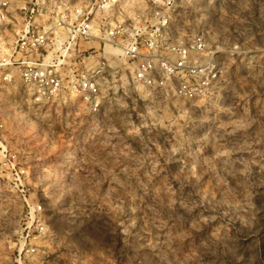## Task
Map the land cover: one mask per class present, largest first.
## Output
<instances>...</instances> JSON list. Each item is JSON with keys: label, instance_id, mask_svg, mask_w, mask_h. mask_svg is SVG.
Instances as JSON below:
<instances>
[{"label": "rangeland", "instance_id": "1", "mask_svg": "<svg viewBox=\"0 0 264 264\" xmlns=\"http://www.w3.org/2000/svg\"><path fill=\"white\" fill-rule=\"evenodd\" d=\"M102 1L8 0L0 24L14 40L21 7L37 2L41 25L66 2L98 21L137 23L164 0H106L104 11ZM175 5V36L202 30L218 50L213 96L114 80L95 112L74 93L37 101L22 82L0 91L9 144L27 170L16 181L24 192L0 178V264L23 244L25 197L43 204L55 230L90 251L113 248L120 264H264V0ZM90 45L99 49L81 46Z\"/></svg>", "mask_w": 264, "mask_h": 264}, {"label": "built area", "instance_id": "2", "mask_svg": "<svg viewBox=\"0 0 264 264\" xmlns=\"http://www.w3.org/2000/svg\"><path fill=\"white\" fill-rule=\"evenodd\" d=\"M8 3L0 0V23L10 20ZM37 3L31 9L27 4L21 7L26 24L14 40L3 34L7 25L0 24V91L22 82L32 88L37 101L74 93L95 112L114 80L164 89L187 100L218 92L224 70L218 50L202 30L190 41L175 36V0H164L139 22L129 24L106 17L95 20L93 10L66 2L61 16L41 25L36 16H41L42 8ZM106 3L103 0L99 10L104 11ZM90 42L98 43L99 49L81 46ZM6 117L0 112V178L13 177L24 192V185L16 181L27 170L9 144ZM25 201L29 220L13 264H120L113 248L90 251L77 235L55 230L43 204L30 206L26 197Z\"/></svg>", "mask_w": 264, "mask_h": 264}]
</instances>
